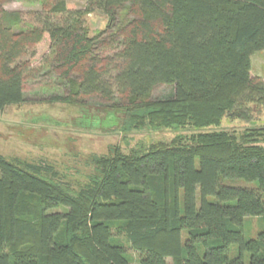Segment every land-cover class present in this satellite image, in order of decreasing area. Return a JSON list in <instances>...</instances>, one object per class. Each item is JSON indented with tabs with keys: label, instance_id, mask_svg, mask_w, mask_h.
<instances>
[{
	"label": "trees",
	"instance_id": "1",
	"mask_svg": "<svg viewBox=\"0 0 264 264\" xmlns=\"http://www.w3.org/2000/svg\"><path fill=\"white\" fill-rule=\"evenodd\" d=\"M37 1L28 26L0 3V111L23 101L47 34L48 70L67 90L54 98L119 110L126 132L184 133L96 157L76 189L50 165L0 153V264H130L115 227L140 264H264V226L244 230L264 215V124L220 125L264 106V78L251 71L264 0ZM94 11L106 23L91 35ZM159 85L171 93L152 98Z\"/></svg>",
	"mask_w": 264,
	"mask_h": 264
},
{
	"label": "rangeland",
	"instance_id": "2",
	"mask_svg": "<svg viewBox=\"0 0 264 264\" xmlns=\"http://www.w3.org/2000/svg\"><path fill=\"white\" fill-rule=\"evenodd\" d=\"M70 8L82 9L85 0H66ZM6 11L17 12L21 23L28 26L35 22L36 11L40 12L37 0H0ZM106 18L100 11L89 13L85 24L89 34H95L104 27ZM49 38L45 34L36 44V54L31 58V70L24 78V98L19 104H9L0 111V153L7 159L21 162L44 163L57 172V179L76 189L96 171L95 158L110 155L114 148L123 152L136 145L156 141H169L183 129L159 126L123 131L122 115L111 107L96 106L95 103L79 105L54 96H63L67 90L57 81L56 73L49 72ZM106 50L101 51L107 55ZM251 71L264 78V50L251 54ZM171 86L159 85L152 92V98L170 94ZM58 97V96H57ZM119 101L124 97L116 95ZM88 101L94 98L85 97ZM251 123L264 124V106L256 107L245 119H228L221 126L240 130ZM241 183V182H239ZM246 186L252 183L242 182ZM264 226V215L248 217L244 223L246 236L256 237ZM113 236L125 248L130 264H140V251L125 242L120 228L113 229ZM168 264H173L167 258Z\"/></svg>",
	"mask_w": 264,
	"mask_h": 264
},
{
	"label": "water",
	"instance_id": "3",
	"mask_svg": "<svg viewBox=\"0 0 264 264\" xmlns=\"http://www.w3.org/2000/svg\"><path fill=\"white\" fill-rule=\"evenodd\" d=\"M109 264H114V263L111 262V263H109Z\"/></svg>",
	"mask_w": 264,
	"mask_h": 264
}]
</instances>
